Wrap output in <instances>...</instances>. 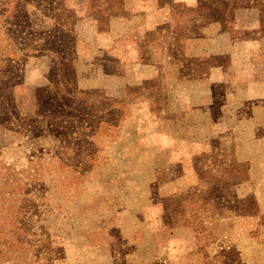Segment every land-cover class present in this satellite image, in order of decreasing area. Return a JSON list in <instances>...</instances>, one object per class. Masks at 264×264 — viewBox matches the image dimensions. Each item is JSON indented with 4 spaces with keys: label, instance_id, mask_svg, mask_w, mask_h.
Listing matches in <instances>:
<instances>
[{
    "label": "rangeland",
    "instance_id": "374dc122",
    "mask_svg": "<svg viewBox=\"0 0 264 264\" xmlns=\"http://www.w3.org/2000/svg\"><path fill=\"white\" fill-rule=\"evenodd\" d=\"M54 1L68 12L57 18L74 41L76 87L120 101V114L78 167L51 137H34L50 60L22 47L58 28L60 11L0 0V211L24 205L30 234L19 258L1 245L9 257L0 264H264V38L249 33L256 10L236 9L222 29L195 10L197 0H117L122 13L98 25L88 5L105 0ZM212 151L247 170L216 190L221 205L208 210L189 203L207 185L194 159ZM248 198L256 212L242 215Z\"/></svg>",
    "mask_w": 264,
    "mask_h": 264
},
{
    "label": "trees",
    "instance_id": "16d2710c",
    "mask_svg": "<svg viewBox=\"0 0 264 264\" xmlns=\"http://www.w3.org/2000/svg\"><path fill=\"white\" fill-rule=\"evenodd\" d=\"M32 2L36 4V7H40L43 15L50 12L51 16V13L56 10L60 11V14L55 13L53 18V25H57L58 28L54 27L52 31H45L44 35L37 36L34 47L29 43L22 47V50L28 52L37 49L39 55H46L50 60L46 74L48 81L36 93L35 112L29 124V131L36 138L51 137L58 144L56 154L70 165L78 167V163L91 161L92 138L95 134L99 133L101 128L113 126L116 123L120 114L118 105L120 101L116 103L114 99L76 87L74 41L71 39L70 32H64L68 29L67 23L57 18L68 12L62 4L54 0H32ZM104 2L106 6L102 3L88 5L98 25H106L104 18L109 19L122 13L117 0ZM240 7L256 10L257 27L249 33L257 35L258 39L264 38V0H197L195 10L214 17L220 27L225 29L234 22L235 10ZM203 166L205 169L199 174L207 184L206 193L200 199H193L189 205H196L201 200L208 210H213L218 208L221 200L216 190L242 180L246 175L247 167L246 163L239 162L234 157L229 158L224 153L213 151L202 153L199 158L194 159L195 169ZM194 196L197 197L196 194ZM256 207V202L248 198L241 202L239 208L241 214L246 215L256 212ZM11 208H15L11 214L6 210L3 213L0 211V219L6 220L8 224V226H0V247L4 245L5 249L14 253L13 258H19L21 251L26 249L25 244L29 245L25 237L30 234L27 233L29 229L22 216L25 206L11 205ZM9 218L11 221L8 220ZM38 244L40 249L49 252L48 255L53 252L51 243L47 240L40 239ZM4 256L9 257L6 251L0 249V259ZM17 263L21 264V262Z\"/></svg>",
    "mask_w": 264,
    "mask_h": 264
}]
</instances>
